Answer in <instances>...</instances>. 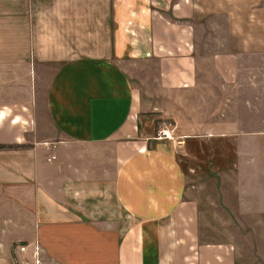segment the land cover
Instances as JSON below:
<instances>
[{"label": "crops", "instance_id": "crops-1", "mask_svg": "<svg viewBox=\"0 0 264 264\" xmlns=\"http://www.w3.org/2000/svg\"><path fill=\"white\" fill-rule=\"evenodd\" d=\"M255 59L264 71V0H0L2 227L17 208L55 264H240L236 245L201 239L188 162L173 138L142 135L136 110L138 86L187 96L207 86L202 72L230 86ZM205 111L214 125L198 130L234 135L242 157L237 125L226 133ZM109 198L130 219L119 234L80 219ZM4 251L0 264H15Z\"/></svg>", "mask_w": 264, "mask_h": 264}, {"label": "rangeland", "instance_id": "rangeland-1", "mask_svg": "<svg viewBox=\"0 0 264 264\" xmlns=\"http://www.w3.org/2000/svg\"><path fill=\"white\" fill-rule=\"evenodd\" d=\"M250 65L257 69L241 70L236 83L230 86H210L214 73L202 72V77L208 79L207 86L187 96L173 90L160 91L157 83L148 94L138 86L143 89L144 103L136 110V119L140 133L152 142L165 143L173 138L180 164L188 162L186 198L200 206L201 239L236 245L240 264H264V71L261 59ZM206 109H217L222 114V119L216 121L222 123L224 132L230 133V124L237 125L242 157L238 158L234 135L209 137L198 130L199 124L214 125V119L203 117ZM37 115L40 138H48L51 133L43 102ZM99 203L104 214H85L80 219L118 234V229L129 226L130 219L113 198ZM2 218V254L8 250L15 264H55L41 253L32 232L24 228L23 214L17 208L14 229L3 228Z\"/></svg>", "mask_w": 264, "mask_h": 264}]
</instances>
